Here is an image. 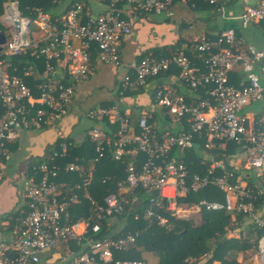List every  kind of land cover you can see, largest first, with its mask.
I'll list each match as a JSON object with an SVG mask.
<instances>
[{
	"label": "built area",
	"instance_id": "built-area-1",
	"mask_svg": "<svg viewBox=\"0 0 264 264\" xmlns=\"http://www.w3.org/2000/svg\"><path fill=\"white\" fill-rule=\"evenodd\" d=\"M177 1L66 0L53 15L41 8L24 9L20 0H0V35L5 40L0 44V181L8 144L22 131L57 125L69 112L78 83L89 78L97 62L121 63L120 46L136 18H173ZM185 1L192 8L201 1L226 21L235 20L225 18L224 0ZM237 19L241 28L264 27V0L245 7ZM174 70L191 94L159 87L154 101L181 127L158 132L150 116L134 122L116 105L90 110L89 117L105 122L107 129L88 132L93 151L89 161L124 164V179H102L111 192L101 204L86 183L70 186L65 195L61 189H67V180L85 179L86 172L84 164L69 161L73 143L57 144L22 181L21 216L13 223L0 222V264H146L122 258L139 232L104 234L102 227L138 204L136 191L150 196L143 218L155 217L162 226L166 221L160 212L174 219H188L194 212L242 213L253 234L241 223L231 224L229 234L246 240L257 258L264 259V216L257 205L264 194V50L247 45L233 27L195 35L189 53L150 54L132 65L118 85L121 100ZM234 75L237 85L231 82ZM251 106L256 110L247 116ZM228 144L247 151L246 174L212 154ZM203 192L207 197L187 205L189 197ZM85 205L89 215L77 218L76 207Z\"/></svg>",
	"mask_w": 264,
	"mask_h": 264
},
{
	"label": "crops",
	"instance_id": "crops-1",
	"mask_svg": "<svg viewBox=\"0 0 264 264\" xmlns=\"http://www.w3.org/2000/svg\"><path fill=\"white\" fill-rule=\"evenodd\" d=\"M227 1L230 3L228 4ZM227 1L225 2L226 5L224 3V9L227 8L228 11H230L229 17L235 18V20L226 21L221 15H219V18L221 19L220 21H215L214 19L213 21L211 20L205 22L202 17L207 18V16L205 14L196 13L195 11H193L191 5L185 0H178L174 4L173 18H166L165 16L156 15L138 16L133 23L131 33L125 36L121 43V63L119 65H106L97 62L94 65V69L89 78L78 83L74 99L71 103L69 112L66 117H64L57 125L45 130L22 131L20 132L17 140L8 144L7 157L2 162L3 177L1 181H3L6 177V173L8 172L10 167L8 160L13 154L18 153V150L20 151L21 149H23L27 154L25 164H28V169L25 177L22 179L23 181L26 177H28L30 167L34 166L35 164H39L41 161L46 159L49 156L51 150L56 147L57 144L61 143L62 141L71 142L75 145L74 148H76L79 145L83 144L84 140L88 137V132L92 128L107 129V125L105 122L95 118H90L88 115L90 110L95 109L98 106L116 105L122 111L128 113L132 118V121L134 122L137 118L143 117L144 115L150 116V122L158 129V132L168 129H170L171 131H177L181 126L179 124H176L168 116H166L163 113V110L159 109L155 105L154 101V93L159 87L168 88L177 95L187 96L191 94V92L187 90V87L185 86L182 78L179 76V73H177L175 70L169 73H165L160 77L148 80L146 85L141 88H134L130 91L131 93H133V95L127 94L125 99L123 98L119 103L111 105L107 104H110L115 99L119 87L118 85L124 78V76L126 74H129L132 65L139 62L140 59L145 56H148L150 54L154 55V52L157 50L164 51L166 56H169L170 53L184 51L186 50V48H188L191 39L195 35L218 34L225 28L233 27L238 30V34L244 39L247 45H252L257 50H264L263 25L254 24L247 28H241L237 19L245 7L257 5L260 0ZM238 3H241V6L235 13V11H233V8ZM165 55L156 57H166ZM231 82L237 85L238 77L236 75L232 76ZM254 110H256L254 106H251L247 108L244 113L247 116H250V114ZM82 118L89 119L92 124L82 132H78L77 134H75L74 132H76L77 125L80 123V120ZM88 148L90 152L89 154H91V156L89 155L88 158L81 156L79 159H77L76 157H70L69 159L71 163L80 162L79 164H84V167H87V171H85V179L78 176L71 177L69 178L70 181L67 180V183H69L67 189H61V191L65 195H69L71 193V190L68 189L70 186H74L76 184L83 185L84 183H86L88 192L91 197L96 202L100 203L91 194L90 189L93 186L97 187L99 185H103L102 179L105 177H109L110 179L114 180L124 179L125 166L120 162H113L110 159L102 161L99 164H93L89 161L93 157V151L89 144ZM212 154H214V156L218 158L222 157L227 162H230L235 171H237L238 173L246 174L245 170H243L244 162L247 158V151L245 149H239L234 144H228L226 150H217L212 152ZM22 181H20L19 185L17 186V195L18 191H21L20 184H22ZM20 195L21 198L19 196L20 200L19 203L17 202L18 205L16 204L15 208L9 213H16L15 211L17 210H20V213H22L25 210V204L22 201V194L20 193ZM103 198L101 200L102 202ZM189 203L190 202H188L187 205L191 206L192 203ZM144 204L139 200L137 205L143 206ZM259 206L262 207V210H260V214L264 216V202L260 203ZM87 208V205L76 207V217H87L90 213ZM145 209L141 213L135 212L134 207L129 209L132 210V213L134 214L133 221L142 219V221L148 222V224H146L144 228L140 230L126 229V226L132 225L133 222L127 219L126 225L123 226L122 229H115L113 231L122 232L128 230L131 232H139L141 236L143 231L147 230L151 226V220L153 219L143 218ZM202 214L203 213L197 214L194 212L188 219L177 220H189L194 225L201 226ZM160 215L166 221V224L163 226L159 225L156 219L157 225L160 227L167 226V216L169 215L165 212H163V215L160 213ZM2 217L0 219V222L3 221ZM110 221H108V225L112 226V221ZM229 221V225L225 226V229L227 231L226 237L231 240H236L240 244H243L244 241L247 242L246 240L239 241L235 238H232L229 234V230L231 224L241 223L244 230L249 235L253 229L250 220L244 216L243 221H237L234 216H230ZM137 242L126 253L127 255L125 254L126 256L124 255L122 256V258L138 259L144 261V263L146 264H162V261L156 254L144 251L143 248L141 249L140 247H138L140 244H138ZM257 257L258 256L255 254L254 250H252L251 246L248 244V247L238 252L235 260L236 264H264V259H259ZM190 260L195 261L194 258L187 257L181 263ZM198 263L204 264V262L202 261ZM215 263L219 262L216 261Z\"/></svg>",
	"mask_w": 264,
	"mask_h": 264
},
{
	"label": "trees",
	"instance_id": "trees-1",
	"mask_svg": "<svg viewBox=\"0 0 264 264\" xmlns=\"http://www.w3.org/2000/svg\"><path fill=\"white\" fill-rule=\"evenodd\" d=\"M65 1L66 0H59L58 3H56L54 0H20V4L24 9L26 7H29L30 10H33L34 8H41L43 11L50 12L55 15L57 8L64 4ZM226 1L227 0H224V3ZM227 3L229 4L230 2L227 1ZM192 9L196 13L205 14L207 18L202 17L205 22L211 20L213 21L214 19L215 21L221 20L219 18V13L215 8H212L201 1ZM190 46L191 42L184 52L189 53ZM154 55L164 56L165 52L157 50L154 52ZM176 72L179 73L178 71ZM127 94L133 95L131 92L126 93L124 95V99ZM120 97L119 91H117L115 99L107 105L119 103L121 100ZM88 144L90 145L87 137L82 145L72 149L71 157L79 159L81 156H84L85 158H88L89 155L91 156V154H89ZM192 168L194 169L195 167ZM83 169L84 171H87V167H84ZM90 191L91 194L101 203L102 198L109 194L111 189L103 185H99L97 187L93 186ZM135 196H137L143 204L145 202V204L143 206L135 204V206L133 205L131 208L134 207L135 212L141 213L147 207L146 202L150 196L142 191H136ZM202 197H207L204 192L199 195L189 197L188 202L191 203L198 201ZM262 202H264V194L257 199V205ZM128 210L129 208L122 215L114 217V219H117L119 222L127 219L129 221H133L134 214L132 213V210ZM15 212L16 213L4 215L2 219L9 220L13 223L18 216H21L20 210ZM160 213L163 215L162 212ZM233 214L234 215L219 212H204L202 214L201 226H196L189 220H177L167 216V226L160 227L156 223V218L153 217L151 220V226L147 230H144L139 237V241L137 243L140 245L138 247L141 249L143 248L144 251L156 254L162 261V264H179L187 257L194 258L196 263L202 261L204 264H236L235 257L239 251L248 247V243L244 241L243 244H240L236 240H231L226 237L227 231L225 226L229 225L230 216H234L237 221H243L244 218L242 213ZM146 224H148L147 221H142V219H140L138 221H133L132 225L126 226V229L140 230L144 228ZM102 227L104 234L112 233V231L116 229L115 225L109 226L108 221H104L102 223ZM250 234L253 233L250 232ZM216 261L219 263H215Z\"/></svg>",
	"mask_w": 264,
	"mask_h": 264
},
{
	"label": "rangeland",
	"instance_id": "rangeland-1",
	"mask_svg": "<svg viewBox=\"0 0 264 264\" xmlns=\"http://www.w3.org/2000/svg\"><path fill=\"white\" fill-rule=\"evenodd\" d=\"M240 6L241 3L236 4L233 8V11H235L236 13L237 10H239ZM229 12L230 11H228L227 8L224 9L225 18H228L230 16ZM91 124L92 123L89 119L82 118L80 120V123L77 125L76 132L74 133L77 134L78 132H82L87 127H90ZM26 155V152L21 149L20 151L18 150V153L13 154L8 160L10 166L9 170L6 173V177L4 178V180L0 182V219L4 214L11 212L15 208L17 202L19 203V200L21 198L20 193L22 194V192L18 191L17 195V186L27 173L28 164H25L27 159ZM111 221L112 224L115 225L116 229L119 230L122 229V227L125 226L127 222L126 220L119 222L117 221V219H112Z\"/></svg>",
	"mask_w": 264,
	"mask_h": 264
},
{
	"label": "water",
	"instance_id": "water-1",
	"mask_svg": "<svg viewBox=\"0 0 264 264\" xmlns=\"http://www.w3.org/2000/svg\"><path fill=\"white\" fill-rule=\"evenodd\" d=\"M4 37L0 35V44L4 43Z\"/></svg>",
	"mask_w": 264,
	"mask_h": 264
}]
</instances>
